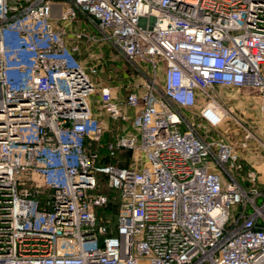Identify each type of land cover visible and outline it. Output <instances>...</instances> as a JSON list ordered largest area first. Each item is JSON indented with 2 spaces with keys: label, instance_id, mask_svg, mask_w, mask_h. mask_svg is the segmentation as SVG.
<instances>
[{
  "label": "built area",
  "instance_id": "1",
  "mask_svg": "<svg viewBox=\"0 0 264 264\" xmlns=\"http://www.w3.org/2000/svg\"><path fill=\"white\" fill-rule=\"evenodd\" d=\"M100 41L160 84L96 82L106 58L78 54ZM216 87L264 122V0H0V264H264V183L244 155L264 140ZM92 101L135 131L102 156Z\"/></svg>",
  "mask_w": 264,
  "mask_h": 264
},
{
  "label": "rangeland",
  "instance_id": "2",
  "mask_svg": "<svg viewBox=\"0 0 264 264\" xmlns=\"http://www.w3.org/2000/svg\"><path fill=\"white\" fill-rule=\"evenodd\" d=\"M80 19V17L78 18ZM99 54L105 59L103 66L97 71L94 76V80L98 83H104L114 89L117 97L123 94V92L133 86L134 84H139V88H142L146 82L153 80L157 85L161 82V70H157L154 75H152L151 68L149 64L141 59L125 60L120 54L106 41H100L97 43H92L89 46L82 43L79 45L78 57L82 64H88L94 60V56ZM147 74L150 77L147 78ZM215 91L222 95V101L220 104L223 107H227L231 114H236L239 118L244 120V124L249 125L251 130L260 135L262 133V139L264 140V122H250L244 114L251 112L254 108L255 102L252 100H244L240 98V93L242 90L236 91L233 88L216 87ZM235 93L237 98H228L229 95ZM116 97V98H117ZM240 99V100H239ZM95 109L100 111V118L102 123V133L98 145V153L102 156L105 153L104 144L112 139L114 133H123L134 135L135 131L130 127L128 120L122 119H110L106 113L100 109V107L92 101L91 103ZM120 109L128 111L127 108L121 103L119 104ZM188 112V111H187ZM243 112V113H241ZM231 122H229L228 127L231 129ZM19 134L22 139L29 136V131L27 129H19ZM87 148L93 150L94 145L88 144ZM132 151L125 149L120 151L114 156V161L116 164L126 165L130 162ZM244 155L249 160L254 163V166L258 172V180L264 183V147L260 146L256 150H246ZM102 160V159H101ZM100 160V162H102ZM102 187V186H101ZM100 189L104 190L107 188L105 185ZM108 216V215H107ZM106 216V217H107ZM112 223L113 219L107 217Z\"/></svg>",
  "mask_w": 264,
  "mask_h": 264
},
{
  "label": "trees",
  "instance_id": "3",
  "mask_svg": "<svg viewBox=\"0 0 264 264\" xmlns=\"http://www.w3.org/2000/svg\"><path fill=\"white\" fill-rule=\"evenodd\" d=\"M123 150H125V149H123ZM120 151H122V150H117L115 155L117 153H120ZM101 161L103 162L104 159L101 160ZM118 165H120V164H118ZM97 178H98V182H99L100 187L101 186L103 187V184H101L103 176L101 174H98ZM100 192L106 196L107 201H106V204L104 206L99 207V208L96 209V213H97L98 216H101V218H107L108 216L111 217L113 219L111 224H113L114 223V219H115L117 200H118L117 192L115 190H113V189H110V188H105L104 190L100 189Z\"/></svg>",
  "mask_w": 264,
  "mask_h": 264
},
{
  "label": "bare ground",
  "instance_id": "4",
  "mask_svg": "<svg viewBox=\"0 0 264 264\" xmlns=\"http://www.w3.org/2000/svg\"><path fill=\"white\" fill-rule=\"evenodd\" d=\"M224 109H225V111L222 110V108H219V112H221L222 114H226V116H229V115H228V112L231 111V110H229V109H227V108H224ZM222 125L224 126V124H221V127H222Z\"/></svg>",
  "mask_w": 264,
  "mask_h": 264
},
{
  "label": "crops",
  "instance_id": "5",
  "mask_svg": "<svg viewBox=\"0 0 264 264\" xmlns=\"http://www.w3.org/2000/svg\"><path fill=\"white\" fill-rule=\"evenodd\" d=\"M250 160V159H249Z\"/></svg>",
  "mask_w": 264,
  "mask_h": 264
}]
</instances>
